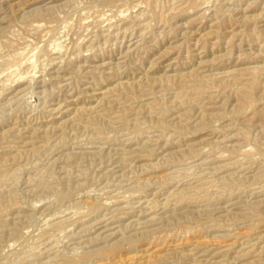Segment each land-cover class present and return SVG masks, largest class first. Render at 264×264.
<instances>
[{
	"label": "rangeland",
	"instance_id": "374dc122",
	"mask_svg": "<svg viewBox=\"0 0 264 264\" xmlns=\"http://www.w3.org/2000/svg\"><path fill=\"white\" fill-rule=\"evenodd\" d=\"M0 91V264H264V0H0Z\"/></svg>",
	"mask_w": 264,
	"mask_h": 264
},
{
	"label": "bare ground",
	"instance_id": "6f19581e",
	"mask_svg": "<svg viewBox=\"0 0 264 264\" xmlns=\"http://www.w3.org/2000/svg\"><path fill=\"white\" fill-rule=\"evenodd\" d=\"M0 93H1V91H0ZM51 111V110H50ZM61 111V110H60ZM115 219V218H114ZM101 222V221H100ZM98 224V223H97ZM94 226V225H93ZM87 227V226H86ZM105 227V226H104ZM96 228V227H95ZM112 228V227H111ZM86 229H88V228H86ZM97 229V228H96ZM107 230V229H106ZM96 231V230H95ZM103 234V233H102ZM74 244V243H73ZM76 244V243H75ZM78 244V243H77Z\"/></svg>",
	"mask_w": 264,
	"mask_h": 264
}]
</instances>
